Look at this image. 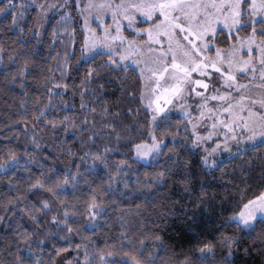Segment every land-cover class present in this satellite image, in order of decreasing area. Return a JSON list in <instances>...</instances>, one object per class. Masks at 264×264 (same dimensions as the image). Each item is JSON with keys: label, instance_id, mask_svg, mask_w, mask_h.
Here are the masks:
<instances>
[{"label": "snow or ice", "instance_id": "1", "mask_svg": "<svg viewBox=\"0 0 264 264\" xmlns=\"http://www.w3.org/2000/svg\"><path fill=\"white\" fill-rule=\"evenodd\" d=\"M15 6H19L22 11L12 13L11 24L19 28L20 35L24 34V29L19 24L24 12L29 8L36 9L37 36L43 27L42 21L47 19L50 11L57 8V4L46 3L45 0H25L23 4H19V0L16 4L14 0H4L0 13L6 18ZM73 6L77 14L84 18V36L80 41L79 53L77 54L75 47L79 40V30H69L67 27L57 30L53 26V39L59 36L66 51L62 58L57 57V68H50L48 71L54 73L58 69L61 78L85 64L89 65L88 71L81 76L80 85L66 82L47 87L48 103L41 106L37 98L33 105L36 109L32 118L33 128L43 122L46 127H51L54 135L58 128H64L68 132V116L60 121H48L46 109L53 106L51 101L57 92L65 89L78 90L84 119L79 125L73 122L72 129L81 145L89 149L80 159L85 161L91 157L105 169L114 167L115 171H107V182L99 189H91L87 203L88 222L81 227L78 217L82 213L77 211L80 204L62 199L61 193L67 191L70 183L75 191L78 177L82 175L79 172L82 165L72 161L76 163L77 172L70 173L66 170L63 179L53 168L45 172L42 164L37 163L41 169L38 174L28 170L23 192L4 204L5 214L11 215L16 212L18 204L23 205L20 211L26 213L39 227L41 216L53 213L47 222L54 224L55 230L48 229L47 236L37 239L34 231L18 226L20 230L14 232L16 242L13 244L9 238V243L3 248L6 259L0 260V264H234L235 253L241 250V238L244 236L248 243L243 247V253L260 255L264 264V184L258 185V193L254 192L250 196L251 185L245 183L238 190L240 200L237 201L233 196L232 202L239 210H233L220 220L216 239L198 238L194 243L179 248L174 243L166 245L161 234L172 214L158 212V207L166 205L152 203L155 194L158 190L163 191L171 177L182 176L181 186L190 190L193 182L191 161L183 160L182 153H191L215 139L217 143L211 149L204 147L205 154L199 157L201 171H204L220 167L221 161L212 157L222 148L232 155L230 142L237 145L236 155L241 152V143L249 148L264 145V0H120L118 4L113 3V0H64L58 5L63 15L58 14L57 23H75L71 16ZM109 11L111 23L105 26ZM93 16L99 22L95 29L87 27L89 18ZM139 17L144 19L138 20ZM137 22L146 23L148 27H135ZM220 23L228 29L230 39L231 34L237 33L235 43L227 49L217 48L214 55H205L211 52L216 40L217 25ZM242 29L247 30L243 37L238 35ZM29 31L33 29L29 28ZM98 31L100 36L97 35ZM124 31L137 35L146 34L148 39L129 40L123 34ZM242 50L247 51V56L243 55ZM72 56L76 57L74 62L71 60ZM97 56H105L106 59L99 64H90ZM8 59L17 63L15 53ZM32 64L33 61L27 59L22 64L17 63L8 79L9 84L19 81V88L24 96L20 110L27 108ZM132 64L135 65L133 71L138 73L139 78V105L129 103L126 108L113 112L111 115L116 118L109 120L107 117L111 104H104L100 113V126L97 127L96 108H89L85 95L89 94V98L95 101L105 84L110 82L105 77L111 75L122 80L124 77L119 76V73L123 70L126 77ZM241 77H246L243 83ZM31 79L34 80L35 77ZM51 79L55 77H47L40 88L43 89ZM97 80H103L104 83L93 88L92 85ZM126 84L125 81L121 88L125 89ZM135 99L137 88L133 87L116 103L120 106L125 101ZM197 100L199 103H194ZM181 101L184 103H180ZM173 107L179 110L182 119L176 121V131L169 132L168 128L173 123L170 116ZM141 109L144 110L143 113ZM122 115L131 119L124 123L119 119ZM85 125L92 126L86 140L80 138L78 131ZM113 136L114 146L91 151L97 139L103 137L111 140ZM133 140L139 142L133 144ZM122 141L125 145L131 144L135 159L146 160L158 167L152 174L145 173L141 189H134L138 197H143L145 205H136L134 209L124 211L133 219H146L152 229H159L160 232L150 229L148 235H145V223L132 231L134 225L125 219V215H121L117 220L121 228L118 239L100 246L98 241L84 235V232L96 229V221L104 218L106 212L121 211L115 208V200L106 201L109 195H115L118 190L123 191L115 186L118 183L123 184L124 189L128 188V181L122 175L125 169L130 170L127 160L110 164L109 157V153L119 151ZM33 143L36 141L33 140ZM69 152L74 154L70 149ZM20 160L21 157L13 149L5 147L0 151V171L5 174L13 171L19 166ZM31 163V160L25 161L26 170ZM91 167L94 168L95 164ZM133 176H136L139 183V176L136 173ZM261 179L264 180V168ZM9 188L13 189L11 179ZM37 193L47 198L28 200L29 195ZM206 196L207 193L201 186L199 198ZM149 205L151 211L146 216ZM224 207L222 203L221 208ZM0 219L3 217L0 216ZM233 226L235 234L227 230ZM149 236L151 245L148 243ZM218 248L222 255L218 256ZM224 249L227 251L224 252Z\"/></svg>", "mask_w": 264, "mask_h": 264}, {"label": "trees", "instance_id": "2", "mask_svg": "<svg viewBox=\"0 0 264 264\" xmlns=\"http://www.w3.org/2000/svg\"><path fill=\"white\" fill-rule=\"evenodd\" d=\"M4 0H0V6H3ZM16 4V1H14ZM21 4V3H19ZM22 9L19 6L13 7L12 11L8 13L7 17H4L3 13H0V151L5 147L13 149L20 157V164L13 171L7 172V174L0 171V260L6 259L3 248L11 242L15 244L16 239L14 232L20 230L18 226H22L23 229L34 231L37 239H43L47 236V230H55V225L48 223L53 213H46L40 218L39 227L37 224L29 218V216L21 212L20 209L23 205L18 204L16 206V212L11 215L5 214L4 204L14 196L20 195L25 187V181L28 175V170L33 174H38L40 168L38 164L44 166L43 170L47 172L49 168L55 169L60 178L63 179L67 172H77L76 163H80L82 166L79 168V172L82 173L78 177L76 183V189L73 191L71 183L65 193H61L62 199H67L70 203H79L80 207L77 209L79 213H82L78 217V224L83 227L87 221V203L88 197L91 194L92 188H100L107 182V171H115L114 167L105 169L99 161H93L91 157L82 161L80 158L84 156V152L89 149L86 146H82L79 139L73 134L72 123L80 124L84 119L83 112L80 108L81 94L80 92L73 91L72 89H65L63 92H57L51 104L52 107L46 109V118L48 121L53 119L60 121L65 116H68L69 121L66 127L68 132H65L64 128H58L55 135L52 132L50 126L46 127L41 122L36 128H33V116L36 109L33 105L37 98H39L40 105L48 103L47 87L59 83H70L75 85L81 84V76L85 75L88 71V64L82 65L79 69L72 71L68 76L61 78L59 70L54 73H50L48 69L57 68V57H63L66 48L61 43V38L57 36L56 39L52 37L53 26L57 30L67 27L69 30L76 28L79 30V40L75 47L77 54L79 53L80 41L83 40L84 32L82 30V23L80 15L77 14L75 7L71 9V16L75 23H57L59 15L63 13H57L53 15L47 22L42 36L36 37L29 28H32L35 18L34 8H29L24 12L23 19L19 21L20 27L24 29V34H19V28L11 24L12 13L20 12ZM59 14V15H58ZM146 25V23L144 24ZM247 30H240L239 36H244ZM232 38H229V33L224 29L218 31L216 35L215 44L219 47H227L233 40L237 33L231 34ZM16 54V60L18 64H22L26 59L33 61L32 71L30 72V80L28 82L29 96L27 97V108L20 110V103L24 99L23 93L19 88V81L16 84H9L8 79L12 70L16 69L17 63L9 61L10 55ZM75 56L71 57L74 62ZM105 56H97L94 61H90V64H99ZM132 66L128 68V75L125 77L123 70L119 73V76L124 79H116L115 77L108 75L105 79L110 82L105 84L101 94L95 101L89 98V94H86L84 99L87 102L89 108H96L95 119L97 121L96 126L99 127V121L102 119L100 113L102 112V106L106 103L111 104L109 108L108 119H115L111 114L121 108H126L129 103L138 106L139 101V83L138 73L133 71ZM54 76L55 79H51L45 87L40 88L41 84H45L47 77ZM35 77V79H31ZM127 82L126 88L122 89L121 85ZM100 83H104L103 80H97L93 83L92 87ZM133 87L137 88V99L132 101H125L122 105L117 106V100L125 96L126 91H131ZM99 91V89H97ZM66 102V103H65ZM143 109L141 112L143 113ZM25 112L27 116H25ZM172 119V126L168 128L169 132H175V123L182 119L179 114H170ZM89 118L92 119L91 114ZM124 123H127L131 117L121 116ZM27 125V131L25 126ZM91 125H85L80 131V138L87 139V135L91 129ZM104 131H107L106 129ZM135 132V129L132 130ZM147 128H145V134ZM143 139V137H141ZM33 140L36 143H33ZM138 140H133L132 143H138ZM169 143L171 139L169 138ZM39 144V147H37ZM115 145V137L111 140L104 139L103 137L97 139L96 144L92 146L91 151L103 150L104 147H112ZM69 149L71 150L70 154ZM27 153L28 155H25ZM120 153H126L121 155ZM200 149H196L191 153H182L183 160L191 161V172L193 176V182L190 190H185L180 184L182 176H175L169 178L168 183L164 185L163 191H159L155 194V198L152 203L159 205H166V207H158V212L171 213L167 227L161 233L163 235L166 245L175 244L177 248L180 246H188L199 239H216L218 237L217 227L220 220L229 215L233 210H239L237 205L232 202V197L235 196L236 200H240L239 189L243 188L245 183L251 185V191L249 196L256 192L258 193V185L264 184V180L261 179V171L264 168V145H259L251 148H247L240 152L239 155H231L221 161L220 167L212 170L205 169L201 171V162L199 157L202 156ZM110 164L119 162L120 160H127L129 169H125L122 175L124 179L128 181V188L124 189L123 184L115 185L123 191H117L115 195H109L106 202L115 200L117 203L115 208L121 211H108L105 213V217L96 221L98 227L96 229L86 230L84 235L91 236L98 241L100 246H103L106 242L112 243L114 239H118V234L121 231L120 225L117 223L118 218L121 215H125L131 224L134 225L132 231H135L140 227L141 223H145V235H148V231L160 232L159 229H152L150 223H147L146 219L142 220L137 217L133 219L131 215L126 211L129 208H135L136 205H145L143 197H138L134 189H141L144 183L145 173L152 174L158 170L157 166L151 165L148 161L137 160L134 158V153L131 148V144L125 145L122 141L119 145V151L109 153ZM31 160L33 163L28 165L26 170L25 161ZM76 161V163H72ZM95 164V167H91ZM136 173L139 176L140 181L137 183ZM12 180L13 189L9 188V180ZM19 182V183H17ZM203 186L207 196L200 197V189ZM40 198H47L46 196H40L39 193L31 194L28 196L29 201H35ZM248 197L246 196L245 199ZM225 207L222 209L221 204ZM38 206V205H37ZM55 211V208L54 210ZM61 211H63L61 209ZM151 211L150 205L146 209L147 213ZM9 213L11 209L9 208ZM155 220V217H153ZM127 227V225H125ZM229 233L235 234L234 226L227 229ZM259 230V226H258ZM148 243L151 245V237L148 238ZM248 243L246 236L241 238L240 251L235 253L234 264H262V257L255 253H249L245 255L242 251L245 244ZM47 251V247H45ZM224 252L227 249L223 250ZM223 253L218 248V256ZM163 255V253H162Z\"/></svg>", "mask_w": 264, "mask_h": 264}, {"label": "rangeland", "instance_id": "3", "mask_svg": "<svg viewBox=\"0 0 264 264\" xmlns=\"http://www.w3.org/2000/svg\"><path fill=\"white\" fill-rule=\"evenodd\" d=\"M14 1L17 2V0H14ZM24 2H25V0H19V3H21V4H23ZM38 2H39V0H38ZM45 2H46V3L57 4V8H56L54 11H50V12L48 13V17H47V19H45V20L42 21V23H43V27L40 29V35H39V36H37V35H36V32H35V25L37 24V15H36V13H35V18H34L33 25H32V29H33L32 33H33L36 37H38V38L42 36L43 30H44V28H45V26H46L48 20H49L53 15H56L57 13H62V12H60V10H59V8H58V5H59V3H63L64 0H45ZM113 3H117V4H118V3H120V0H113ZM34 10H35V12H36V9H35V8H34ZM80 18H81V23H82V27H83V26H84V18H83L82 16H80ZM108 18H109L110 21L107 20ZM107 19H106V22H105V26H107L108 23H111V14H110V11H109L108 14H107ZM140 19H144V18H143V17H139L138 20H140ZM108 21H109V22H108ZM153 22H154V21H153ZM98 23H99V22L95 21L94 16H93L92 18H89V21H88V25H87V27H88V28H91V29H95V28H97ZM143 26H144V27H143ZM135 27L146 28V27H148V24L144 25V24H142V23L137 22L136 25H135ZM219 27H222V29H224L225 32L229 33V32H228V29L225 28L224 25H223L222 23H220V24L217 25V31H216L215 35H217V34H218V31L221 30V29H218ZM123 34H124L125 36H127L129 40H131V39H135V40H137V41H146V40L148 39V37H147L146 34H143V35H137V34H135L134 32H133V33H130V31H124ZM97 35L100 36L101 33L98 31V32H97ZM210 36H211V34H210ZM241 37H243V36H241ZM215 43H216V42L214 41L213 46H214V47H215V46H218V45H216ZM232 43H235V41H234V42H231V43L229 44V46H230ZM213 46H212V47H213ZM229 46H228V47H229ZM228 47H226V48H224V49H227ZM217 48H218V47H215L214 50H213V52H207V53H205V55H214L215 52H216V50H217ZM212 49H213V48H212ZM212 49H211V50H212ZM242 52L245 53V56H247V51H246V50H242ZM129 63L131 64V62H129ZM131 66H132V67H135L134 64H132ZM245 79H246V77H241V78H240L241 83H243V82L245 81ZM180 103H184V101H181ZM188 103H193V101H188ZM194 103H199V101L197 100V101H195ZM170 114H179V110L173 107V108H172V112H171ZM179 115H180V114H179ZM212 141H213V142H212ZM212 141L209 142V143H207L206 145L202 146L201 148L203 149L204 147H207L208 149H211V148L217 143V142H215V139H213ZM211 143H212V144H211ZM210 144H211V145H210ZM239 147L241 148V152L248 148V146L245 145V144H243V143H241V145H239ZM199 149H200V148H199ZM230 150H231L232 155L236 154V151H237V145H235V147L232 148V149H230ZM203 153H204V151L202 152V154H203ZM228 153H229V151H228ZM203 155H204V154H203ZM228 156H231V155L228 154V155H226V156H221V155L219 154V152H218V153H216V155H215L214 157H212V158H213V159H217V160H219V161H222L223 159L227 158ZM142 161H146V160H142Z\"/></svg>", "mask_w": 264, "mask_h": 264}, {"label": "crops", "instance_id": "4", "mask_svg": "<svg viewBox=\"0 0 264 264\" xmlns=\"http://www.w3.org/2000/svg\"><path fill=\"white\" fill-rule=\"evenodd\" d=\"M107 20H109V18L107 19ZM110 21V20H109ZM108 21V22H109ZM144 27V26H143ZM218 29H222V27H219ZM235 40H233L232 42H234ZM229 46V45H228ZM227 46V47H228ZM215 47H218V48H226V47H219V46H215ZM214 46L212 47L213 49L211 50V52H213V50H214V48H215ZM243 55H245V53H243ZM221 139H223V137H221ZM213 142V141H212ZM215 142H217L216 140H215ZM212 144V143H211ZM210 144V145H211ZM235 145H236V143L235 142H230V149H232V148H234L235 147ZM200 150H201V152H203V149L202 148H200ZM203 154H205V153H203ZM219 154L221 155V156H226V155H228L229 153H228V151L227 150H224L223 148L219 151Z\"/></svg>", "mask_w": 264, "mask_h": 264}]
</instances>
